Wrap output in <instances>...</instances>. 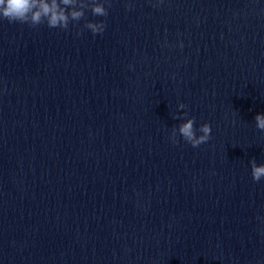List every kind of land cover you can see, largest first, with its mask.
<instances>
[{
    "label": "clouds",
    "instance_id": "1",
    "mask_svg": "<svg viewBox=\"0 0 264 264\" xmlns=\"http://www.w3.org/2000/svg\"><path fill=\"white\" fill-rule=\"evenodd\" d=\"M107 5V7H106ZM111 7V0H0V19L7 20L9 23L27 24L32 28L46 24L48 28H59L67 31L69 25L76 26L80 21H84L82 28L77 31L80 35L83 29H88L93 35L102 34L106 24L103 20L90 21L86 18L87 11L93 16L107 17L108 9ZM178 109H185L184 103L178 104ZM188 116L187 112L183 113ZM180 117L174 116L173 119ZM256 128L264 132V114H257L254 117ZM199 131L200 135H197ZM211 125L201 124L199 129L195 127V118H187L178 127H172L170 139L178 143L177 136L198 147L206 143L211 137ZM251 175L254 181L259 182L264 179V163L257 164L255 159L251 160Z\"/></svg>",
    "mask_w": 264,
    "mask_h": 264
}]
</instances>
